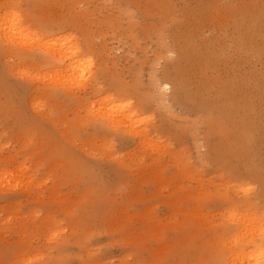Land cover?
Listing matches in <instances>:
<instances>
[{
	"label": "rangeland",
	"instance_id": "374dc122",
	"mask_svg": "<svg viewBox=\"0 0 264 264\" xmlns=\"http://www.w3.org/2000/svg\"><path fill=\"white\" fill-rule=\"evenodd\" d=\"M263 4L0 0L88 60L62 87L38 49L0 46V264H213L206 242L223 227L218 195L231 191L221 182L241 178L253 196L264 187ZM152 78L169 84L163 101ZM119 88L144 116V140L86 110Z\"/></svg>",
	"mask_w": 264,
	"mask_h": 264
},
{
	"label": "bare ground",
	"instance_id": "6f19581e",
	"mask_svg": "<svg viewBox=\"0 0 264 264\" xmlns=\"http://www.w3.org/2000/svg\"><path fill=\"white\" fill-rule=\"evenodd\" d=\"M230 2H232V1H230ZM231 6H232V4H231ZM13 9H14V7L13 8L11 7V9L4 10L0 7V46L2 48L3 53H14L16 55H20L19 53L21 51H19L18 49L36 48V49H38L37 50L38 52H36V53H38L37 55L41 56L42 60L44 61L43 63L41 62V64L46 65V66H53L52 69L54 70V72L57 74V76L59 78V80H58L59 85L60 84H61V86L63 85L62 87H65L67 85L68 86L75 85L79 76H81L79 73H82L81 70H84V65L86 67L88 64V60H85L87 58L84 59L81 57L83 52H82L81 47L78 45V43H76V41H74L73 38H70L69 36H65L64 34L62 36H60L59 34H58L59 36H57V35L55 36L54 34H45L44 35L43 33L39 34L35 31L31 30L29 28V26L23 21L20 14L15 12ZM153 12L155 13V11H153ZM233 12H235V11H233ZM248 13L249 12H247V14ZM199 14H200V12H199ZM244 14H245V12H244ZM241 16L244 17L243 14ZM234 17H235V15H234ZM254 17L251 15L246 17L250 30L254 26L252 24V19ZM255 18H257V17H255ZM242 19H244V18L241 17V22H242ZM245 19L243 21H245ZM223 21H224V19H223ZM257 23H256V26H257ZM246 25H247V23H246ZM244 27H245V25H244ZM244 27H243V29L241 28L242 29L241 31H244ZM255 30H256V28H255ZM251 31H253V30H251ZM249 37H251V36H249ZM252 37H254V34H252ZM250 40H251V38H250ZM252 40H254V39H252ZM162 43H160V44H162ZM211 50H212V48H211ZM168 51H170V50H168ZM239 53H241V52H239ZM32 55H33L32 53H22L21 56L22 57H33ZM233 55H235V54H233ZM221 57H222V55H221ZM201 59H203V57ZM230 63H231V61H230ZM230 63H229V65H230ZM239 63H240V61H239ZM205 65H206V63H205ZM203 66H202V68H203ZM200 69H199V71H200ZM203 70H204V68H203ZM84 71H83V73L86 75V73ZM18 73L23 74L20 71H18ZM85 75H83V76H85ZM26 76H29V75L27 74ZM46 76H48V74H46ZM152 76H153V74H152ZM80 78H82V76ZM149 78H151V77L149 76ZM94 79H95V77L93 78V80ZM49 81L51 82L52 80L50 79ZM95 82L97 83V80ZM151 82H152L151 83L152 90L154 91V92L153 91L152 92L155 93L159 97V101L160 100L163 101L164 100L163 94H164L165 90L167 88H169V84L166 83L165 81L162 82L161 80H159L157 78H152ZM80 86H81V84H80ZM99 93L100 92H98V94ZM115 94H116V96H114L113 94H106V93L105 94L102 93V95L99 94L98 98H96L92 102V104L86 108V110L89 112L91 118L96 120V122H98L99 125H101L102 127L112 128L113 130L116 128L124 129L130 135H133L136 138V140H144L145 138H147L149 136L148 130L145 127H142V128L140 127V124H142L141 122H144V121H142L144 116L143 117L141 116L139 108L136 105H134L132 103V101L126 97V95H124L123 89L119 88L118 91L115 92ZM145 95H146V93H145ZM151 97H152V95H151ZM217 100H219V97ZM246 100H248V99H246ZM140 101H142V100L140 99L139 102ZM231 103H233V102H231ZM229 104H230V102H229ZM156 105H157V103H156ZM164 106H165V104H164ZM234 107H235V105H234ZM229 108L231 109V111L233 110L231 108V106ZM241 108H242V106H241ZM261 109H263V108H261ZM228 112H227V115H228ZM237 112L240 113V110H238ZM249 112L253 113L254 111L253 112L249 111ZM223 113H225V112H223ZM260 113L262 114V110ZM232 114L235 115V113H232ZM247 117H248V115H247ZM253 117H254V115H253ZM244 118H246V117L244 116ZM182 119L184 120L183 117H182ZM253 119H256V118H253ZM229 121H231V118ZM237 121H239V120L237 119ZM248 122L251 123L252 121H248ZM260 122H261V124H259V125L263 126L262 125V119ZM241 123H245V122L243 121ZM253 123L255 124V121ZM143 125L145 126L146 124L143 123L142 126ZM241 125L239 124V126H241ZM245 126H247V125H245ZM248 127L250 128L252 126H248ZM147 128H148V126H147ZM252 128H254V127H252ZM245 129H246V127H245ZM252 134H253V132H252ZM249 135H251V132ZM242 136H243V134H242ZM243 143H244V140L242 141V144ZM227 149H228V147L226 148L225 146L219 148L217 155L219 156L220 162L223 160V155L221 153V150H223V152H226L229 154L230 150L228 149L229 150L228 151ZM244 149L248 150V148L247 149L244 148ZM249 149L251 150V149H253V147H251ZM231 150L233 151L234 149H231ZM252 153H253V151H252ZM248 155L250 156V154H248ZM234 166L233 167L228 166V168L231 171H233V169L235 168ZM247 172H251V169H250V171H247ZM233 173L239 174L238 170H236ZM254 173L255 172H253V174ZM215 175L217 176L216 173H215ZM235 176H237V175H235ZM259 176H260V174H259ZM248 177H249V175H248ZM250 177H252V176H250ZM215 181H218V180H215ZM221 185H223V187H226L227 189L231 188V191H230V193L226 192V193L218 195V197L223 201V207L219 210V212L221 214V218H222L220 225L223 227L221 229H219L218 228L219 225H216L217 227L214 230L215 234L208 241V243L206 242L207 246L210 247L209 259L214 261L213 264H264V187L262 189L263 190L262 192H260L258 195L255 194L253 196L252 189L254 188L255 185L250 184L249 182H245L241 178L234 177L232 179H228V180L226 179V181L221 182ZM210 194H211V192H210Z\"/></svg>",
	"mask_w": 264,
	"mask_h": 264
}]
</instances>
